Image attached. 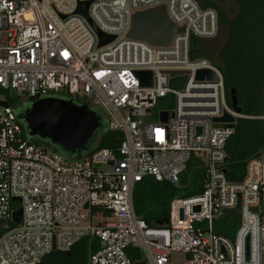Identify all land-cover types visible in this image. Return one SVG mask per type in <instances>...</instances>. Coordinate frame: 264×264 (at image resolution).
Masks as SVG:
<instances>
[{
	"label": "built area",
	"instance_id": "built-area-1",
	"mask_svg": "<svg viewBox=\"0 0 264 264\" xmlns=\"http://www.w3.org/2000/svg\"><path fill=\"white\" fill-rule=\"evenodd\" d=\"M85 1L88 16L78 12ZM162 4L185 31L167 46L128 35L135 12ZM89 18L114 39L100 45ZM219 32L218 10L199 0H0V264H40L86 236L100 241L89 264H174L175 252L185 264H264V151L248 160L242 180L227 177L226 144L244 115L227 99L222 70L190 55L192 36ZM201 69L217 78L199 79ZM142 70L152 72L150 85ZM12 92H63L99 106L124 139L117 150L80 157L35 142ZM168 96L173 108L158 111ZM226 113L233 122L214 121ZM257 117L264 122V108ZM193 156L205 162L202 191L175 197L166 222L149 225L135 209L137 185L148 176L179 185ZM19 208L21 223L14 218ZM235 209L233 236L219 233Z\"/></svg>",
	"mask_w": 264,
	"mask_h": 264
},
{
	"label": "trees",
	"instance_id": "trees-1",
	"mask_svg": "<svg viewBox=\"0 0 264 264\" xmlns=\"http://www.w3.org/2000/svg\"><path fill=\"white\" fill-rule=\"evenodd\" d=\"M222 1L199 0L202 6L214 7L218 10L220 29L225 28L227 33L225 41L217 45L212 40L214 38L192 36L190 55L192 58L207 57L222 70L226 83V96L230 104L231 89L235 88L237 105L244 116L237 118L234 133L227 141L228 160L225 169L231 181H240L244 177L248 160L264 151V122L257 117L262 114L264 108V0H232L235 8L232 13L221 6ZM53 95L66 98L63 92ZM168 101L170 104L167 103ZM98 107L93 105L91 108L99 118V126L94 134L98 133L100 138L95 146L89 149L93 134L84 151L87 153L103 147L117 150L124 139L123 132L109 129L108 117ZM160 108L172 109L173 97L161 98L157 110ZM23 110L21 109L19 113ZM23 125L29 136L24 120ZM32 139L64 152L49 140L39 137ZM188 172L190 183L187 186L158 181L151 176L146 177L137 185L134 193L137 214L149 225L164 224L169 217L172 199L202 191L206 174L203 159L193 156L188 165ZM262 213L264 214V201ZM238 216L236 209L228 212L218 227V232L232 237ZM99 247L98 238L86 236L71 248L70 255L53 251L46 255L40 264H89L90 255Z\"/></svg>",
	"mask_w": 264,
	"mask_h": 264
},
{
	"label": "water",
	"instance_id": "water-1",
	"mask_svg": "<svg viewBox=\"0 0 264 264\" xmlns=\"http://www.w3.org/2000/svg\"><path fill=\"white\" fill-rule=\"evenodd\" d=\"M89 4L90 1L82 2L78 12L88 16ZM89 20L99 33L100 45L114 39L113 35L102 33L91 18ZM182 31H185V27H180L173 22L167 12L166 5L162 4L135 12L128 35L133 38L143 39L154 46H167L171 43L174 35ZM180 72L173 70L171 74L176 75ZM139 75L144 84L150 85L152 83V72L150 70L139 71ZM197 77L199 79H216L217 75L210 69H201L198 71ZM30 102L29 106L19 113V117L27 122L30 137L49 140L68 155L80 157L82 152L87 149L89 139L99 126V118L96 112L88 104H79L71 98L57 96L35 98L31 96ZM1 103L5 106L8 105L7 101H1ZM231 105L235 111H241V108L237 105L235 88L231 89ZM168 115V111H162L160 113L161 120L166 121ZM214 121L233 122L234 117L226 113L222 117H215ZM227 160L228 157L226 158ZM189 182V172L184 171L181 174L179 185L187 186ZM86 207H88V204ZM237 208H240L239 200ZM253 209L257 210L256 207ZM14 218L17 222H22V208L15 210ZM63 253L70 255L71 250Z\"/></svg>",
	"mask_w": 264,
	"mask_h": 264
},
{
	"label": "rangeland",
	"instance_id": "rangeland-1",
	"mask_svg": "<svg viewBox=\"0 0 264 264\" xmlns=\"http://www.w3.org/2000/svg\"><path fill=\"white\" fill-rule=\"evenodd\" d=\"M220 4L223 8H225L226 10H228L231 13L235 9L232 0H223ZM226 35H227L226 29L221 27L219 35L212 40L215 44L221 45L225 41ZM8 95H9L8 92H4V91L1 92L2 98H8ZM11 95L16 96V98L12 99L11 103L16 108V110L18 112L17 114H19V111L21 109L27 108L29 106V104L31 103L30 102V96H28L26 93L12 92ZM263 95H264V93H263ZM98 109H99V107H98ZM24 122H25L26 127L28 128L27 122L26 121H24ZM27 130H28V134H29V128ZM99 138H100V135L98 133H95L94 137L92 138V141L89 144V149H92L95 146L96 141H98ZM59 151L62 152L61 150H59ZM261 252H262V258H263V262H264V242H263V249L261 250ZM172 259H173L174 264H185L184 255L181 252H175L173 254Z\"/></svg>",
	"mask_w": 264,
	"mask_h": 264
}]
</instances>
